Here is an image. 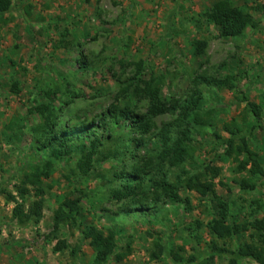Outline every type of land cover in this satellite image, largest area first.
<instances>
[{"label": "rangeland", "instance_id": "1", "mask_svg": "<svg viewBox=\"0 0 264 264\" xmlns=\"http://www.w3.org/2000/svg\"><path fill=\"white\" fill-rule=\"evenodd\" d=\"M215 1L13 0L5 12L7 23L0 24V264H92L94 251L81 232L87 224L114 227L120 250L131 244V253L125 258L118 261L112 256L101 264H204L207 255L200 257L193 244L186 242L185 226L193 225L195 219L205 224L212 218L207 198L181 188V196L194 206L192 211L176 200L154 202L150 198L145 206H157L160 211L149 216L131 213L136 206L129 200L111 198V188L120 185L114 171L129 172L135 159L147 155L141 148L136 157L124 154L102 161L104 153L125 148L122 142L127 133L121 128L103 146L99 161L86 171L78 170V155L56 160L52 175L44 178L45 202L39 222L21 223L13 217L17 202L10 199V193L25 210L37 198L32 191L23 200L16 184L38 156L33 148L35 136L45 124L40 103L51 101L59 106L69 97L65 96L68 87L83 94L65 106L59 117V130L68 134L96 124L116 101L121 87L130 88L128 96L134 99L135 110L145 112L148 101L132 92L140 61L145 67L143 77L159 83L168 100H184L194 92L203 98L201 112L214 125L196 137L188 170L197 172L205 164L220 167L221 174L215 179L218 194L230 201L232 210L242 214L257 210L255 216L264 218V177L250 173L251 164L239 172L233 156L224 153L229 137L225 123L236 122L249 135V145L260 154L264 166V128L253 130L256 121L248 105L249 100L263 105L264 0H233L257 22L236 37L220 36L205 17ZM196 39L208 41L202 55L193 53ZM80 55L88 61L87 70L76 64ZM15 82L19 90H14ZM49 89L62 92L50 98L46 96ZM178 115L179 110L161 114L155 118L156 125L161 127ZM216 133L221 137L215 138ZM171 171L175 177V169ZM243 177H251L256 187L241 188ZM81 196L77 219L84 224H63L55 230V212L66 198ZM121 210L124 213H118ZM195 233L203 240L194 245L205 250L212 236L205 227ZM58 239H66L71 247L54 251ZM158 241L166 246L162 255L155 244ZM76 245H81L77 257L71 253ZM173 246H185L184 263L168 257ZM190 255L196 259L189 261ZM211 264H229V258L218 256ZM240 264L259 263L242 259Z\"/></svg>", "mask_w": 264, "mask_h": 264}, {"label": "trees", "instance_id": "2", "mask_svg": "<svg viewBox=\"0 0 264 264\" xmlns=\"http://www.w3.org/2000/svg\"><path fill=\"white\" fill-rule=\"evenodd\" d=\"M12 3L13 0H0V24L7 23L5 12L10 9ZM205 17L217 27L219 35L224 37L240 36L248 27L257 25L251 12L236 5L233 0L215 1L205 12ZM193 46V53L202 55L208 47V41L196 39ZM75 59L79 69L87 70V59L81 55ZM137 66L133 76L136 81L132 80L134 86L132 92L135 96L143 97L148 101L145 112L135 110L134 99L128 96L130 88L121 87L116 101L103 111L96 120V124L81 132L68 134L65 129L59 130V117L65 106L72 103L75 97L83 94L72 91L68 87V94L65 96L69 95V97L63 100V104L57 106L51 101L40 103L38 109L44 114L45 124L41 128V133L35 136L36 144L33 148L38 156L35 163L31 164L30 170L24 173L21 182L16 184V191L23 200H26L32 191L35 192L37 198L31 201L28 210H25L23 204L18 202L17 196L10 193V199L17 202L12 212L13 217L21 223L39 222L43 216L45 202L43 197L45 190L42 188L44 178L52 175L56 160H66L78 155L77 168L86 171V168L90 169L94 162L99 161L98 156L103 155V146L115 138L114 131L121 128L127 133L122 142L125 148L119 147L111 153H104L102 161L109 156L117 158L124 154L136 157L141 148H144L147 155L135 159L129 172L127 170L114 171V177L120 185L111 188L112 199L129 200L136 206L131 213L138 212V214L143 213L149 216L158 215L160 211L156 209V205L154 209L152 206H145V201L150 198L154 202L162 199L176 200L187 209L186 211H192L194 206L191 200L188 197H182L180 189L196 191L203 199L207 198L211 203L212 218L205 224L200 219H195L193 225L191 223L185 226L188 233L186 242L193 244L192 248L200 257L206 253L204 264L213 263L218 256H228L229 264H240L242 259L264 264V218L260 219L255 216L257 210H250L244 214L241 211L232 210L230 201L218 194L215 179L221 174L220 167L205 164L202 170L197 172H192L186 167L193 157L195 151L193 143L196 137L202 135L201 132L204 129L214 125L201 112L203 98L194 92L184 100H168L162 95L159 83L143 77L145 69L143 62H137ZM17 89L19 90L18 82H15L14 90ZM61 92L59 89H49L46 90V96L51 98L52 95L56 96ZM262 98L263 105L248 101L250 111L256 121L253 130L257 126L264 128V93ZM178 110L179 115L174 120L164 123L161 127L156 125L157 116ZM224 127L229 132V137L225 141V155L233 156L239 172L248 170V165L251 164L250 173L264 177L263 159L257 151L250 147L249 135L242 133L243 127L236 122L225 123ZM136 134L140 137H135ZM215 135V138L221 137L219 133ZM173 169H175V177L172 175L174 172L171 170ZM239 185L244 189H254L256 182L251 177H243ZM82 199L83 196L65 199L64 206L62 205L54 215L55 230L63 224H72L76 227L84 224L83 220L78 224L77 219L79 213L81 214ZM202 227H205L212 236L205 250H200L193 243L199 245L203 240L201 234H194ZM81 232L82 239L89 240L94 251L92 264H101L112 256L119 261L131 253L130 243L121 250L118 248V232L114 227L104 229L94 224H87ZM219 240L225 243L221 245ZM228 242L231 245H228ZM155 244L161 255L165 253L164 244L159 241ZM69 247L71 246L66 239H58L54 251H64ZM80 247L81 245L73 246L72 255L77 257ZM184 251L185 246L177 248L173 246L168 251V257L176 263H184L186 260ZM160 254L157 253L158 256ZM195 259V255H190L188 258L189 261Z\"/></svg>", "mask_w": 264, "mask_h": 264}]
</instances>
